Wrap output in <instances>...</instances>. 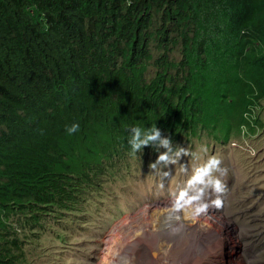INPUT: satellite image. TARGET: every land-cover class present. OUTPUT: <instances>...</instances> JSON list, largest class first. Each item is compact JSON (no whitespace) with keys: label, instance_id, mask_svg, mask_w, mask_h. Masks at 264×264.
Instances as JSON below:
<instances>
[{"label":"trees","instance_id":"16d2710c","mask_svg":"<svg viewBox=\"0 0 264 264\" xmlns=\"http://www.w3.org/2000/svg\"><path fill=\"white\" fill-rule=\"evenodd\" d=\"M263 107L264 0H0V264Z\"/></svg>","mask_w":264,"mask_h":264},{"label":"rangeland","instance_id":"374dc122","mask_svg":"<svg viewBox=\"0 0 264 264\" xmlns=\"http://www.w3.org/2000/svg\"><path fill=\"white\" fill-rule=\"evenodd\" d=\"M254 115L249 116H257L261 125L253 128L255 123L249 118L251 128L244 126L227 142L220 144L202 135L194 139L192 146H181L174 155L152 165L153 170L133 172L136 169H132L130 176L115 185L114 194L107 191L98 199L105 202L102 212L95 221L85 223L83 230L68 235L65 231L61 236L51 233L36 244L39 248H35V243L26 246L30 264H102L103 251L111 243L110 233L117 223L141 212L146 205H152L153 213L173 209L176 202L187 199L195 208V217L201 212L199 209L207 210L199 220L206 227L219 226V238L212 236L200 242L193 238L190 230L185 231V225L178 223L182 226L181 232L158 237L171 248L169 256L174 261L180 264H264V107ZM213 159L219 160V164L208 170L201 180H196ZM217 180L221 185L219 192L214 188ZM216 200L220 201L219 205ZM212 215L224 221L213 222ZM155 239L145 235L131 250L126 247L130 252L117 263L141 264V260H145L147 264H158L156 256L151 254L154 246H150ZM169 256L166 264L173 262Z\"/></svg>","mask_w":264,"mask_h":264},{"label":"bare ground","instance_id":"6f19581e","mask_svg":"<svg viewBox=\"0 0 264 264\" xmlns=\"http://www.w3.org/2000/svg\"><path fill=\"white\" fill-rule=\"evenodd\" d=\"M191 199L193 200V198ZM154 205L157 206L158 205L157 202ZM162 206L164 205L162 204ZM151 207L152 205H146L141 212H138L130 217L128 216L126 217V219L116 224V226L111 230L110 233L111 243L103 251L102 264H116L117 262L120 263L119 260L121 259V257L129 251L126 247L130 248L131 250L132 245L134 243H138L139 241H141V239L144 238L145 235L156 237L153 244H151L150 246H154L151 254L156 256L158 260V264H166L165 263L166 261H168L169 263L167 257L169 256L168 250L171 248L168 249V245L163 242H160L159 241L160 239H158V237L164 235L174 236L178 232H181L182 226L179 225L178 223L185 225L184 227L185 231L190 230L193 238L196 240H200V242H203L204 240L207 241L208 239H211L212 236L219 238V232L217 229L219 226H216L217 227L216 230L213 229L212 227L203 226L204 224H201L199 220V217L204 216L205 214L204 212H207V210L205 209L204 212L198 211L199 213L195 217L193 213L194 212L193 209L195 208L193 207V205L191 206L188 199L186 201L176 202L175 208L169 210H156L157 208H155L156 212L152 213L153 208ZM148 215L150 216L146 218V216ZM145 219H149V220H145ZM210 220L216 223H220L222 221L221 219H219V217H215V215H212L210 217ZM175 241L173 240V242ZM176 247H178V245ZM169 257L170 259H173L171 255ZM177 259L185 260V258L183 259L177 258ZM174 260L175 259H173V262L171 261L172 262L171 264H176V263L180 264L178 261H174ZM141 264H147V262L145 260H141Z\"/></svg>","mask_w":264,"mask_h":264},{"label":"clouds","instance_id":"9594fccd","mask_svg":"<svg viewBox=\"0 0 264 264\" xmlns=\"http://www.w3.org/2000/svg\"><path fill=\"white\" fill-rule=\"evenodd\" d=\"M79 130V125L78 124H73L70 128H68V133L69 134H72V133H75L76 131H78ZM134 131H136V139H138V137H139V128H136V129H134ZM157 135H158V133H157ZM154 137H149L148 139H153ZM148 141L147 140H145V141H143V143H147ZM132 143H133V148L134 149H136V148H139V144H136L135 143V140H133L132 141ZM164 143H167V141H165ZM162 159L164 158V157H161ZM219 164V160H216V159H213L211 162H210V164L208 165V168L207 169H205L204 170V172H202L201 174H199L195 179L196 180H201L202 179V177H203V175L204 174H206V172L208 171V170H210L211 168H213V167H216L217 165ZM214 188H215V191L216 192H219V191H221V185H220V181L219 180H217L216 182H215V184H214ZM215 203L217 204V205H219V203H220V201L219 200H216L215 201ZM204 207H207V205H204ZM199 210H203V208H201V209H199Z\"/></svg>","mask_w":264,"mask_h":264}]
</instances>
